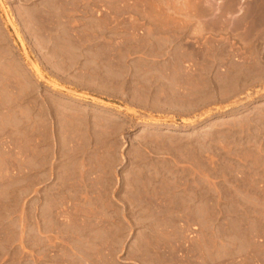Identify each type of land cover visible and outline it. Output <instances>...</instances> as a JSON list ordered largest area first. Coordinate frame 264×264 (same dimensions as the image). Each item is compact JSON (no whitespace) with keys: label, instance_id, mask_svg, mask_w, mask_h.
<instances>
[{"label":"rangeland","instance_id":"1","mask_svg":"<svg viewBox=\"0 0 264 264\" xmlns=\"http://www.w3.org/2000/svg\"><path fill=\"white\" fill-rule=\"evenodd\" d=\"M0 264H264V0H0Z\"/></svg>","mask_w":264,"mask_h":264},{"label":"bare ground","instance_id":"2","mask_svg":"<svg viewBox=\"0 0 264 264\" xmlns=\"http://www.w3.org/2000/svg\"><path fill=\"white\" fill-rule=\"evenodd\" d=\"M222 1V0H221ZM232 1V0H231ZM234 1V0H233ZM199 2V1H198ZM218 4H220V3H218V2H205V8L207 7V8H209L210 10H212V12H213V15L212 16H214V15H217L218 14ZM230 6V5H229ZM190 7H192L191 5H190ZM206 8V9H207ZM209 9H208V11H209ZM229 9V8H228ZM221 10V9H220ZM205 11V13H206V10H204ZM207 11V12H208ZM220 12V11H219ZM203 16V15H202ZM205 16V15H204ZM208 16V15H207ZM224 16V15H223ZM211 17V16H210ZM207 18H209V17H207ZM206 18V19H207ZM211 19H215V17L214 18H210V20ZM259 25V24H258ZM237 26V25H236ZM261 26V25H260ZM259 27V26H258Z\"/></svg>","mask_w":264,"mask_h":264}]
</instances>
